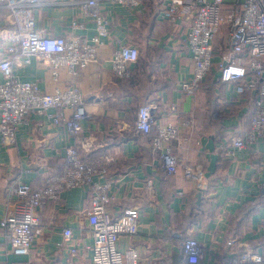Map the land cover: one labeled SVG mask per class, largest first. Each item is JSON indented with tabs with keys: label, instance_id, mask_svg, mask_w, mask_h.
<instances>
[{
	"label": "crops",
	"instance_id": "0c3cea01",
	"mask_svg": "<svg viewBox=\"0 0 264 264\" xmlns=\"http://www.w3.org/2000/svg\"><path fill=\"white\" fill-rule=\"evenodd\" d=\"M63 0H36V27L53 36L93 38L97 34L92 18ZM244 0H225V8ZM168 0H146L138 8L102 0L101 7L109 24L108 36L99 48L97 61L70 75L61 68L54 79L49 67L38 59L15 67L21 81L35 82L44 93L75 84L87 103L88 117L83 121L80 157L89 162L105 163L107 178L112 181L109 206L113 217L126 209H140L137 236H122L118 248L125 253L134 248L140 254L138 264H187L181 248V237L193 236L205 243L211 252L204 264H230L227 241L236 239V248L248 245L264 249V205L260 184L264 172V139L228 157L218 149L226 130L243 132L250 127L254 111L251 94L239 97L233 86L220 82L214 71L196 97L185 96L181 82L191 77L192 55L187 44L190 19L168 21L162 13ZM77 25L74 26L73 24ZM11 25L0 11V57L6 51L1 36ZM215 63H220L228 46L229 34L224 27L216 37ZM122 45L139 48V61L132 66V76L121 79L112 71L111 57ZM4 81L0 73V84ZM177 103L183 113H192L196 129H183L172 149L183 163L205 167L204 187L187 181L180 168L174 175L162 169L150 143L137 134L134 124L140 107L160 106L159 118H167L168 107ZM54 109L44 114L30 113L17 133V141L5 147L0 140V220L12 200L10 187L16 179L39 188L52 176L61 175L65 154L75 143L64 125H54ZM192 134V141L186 137ZM87 189L66 191L62 200L39 211L42 235L29 255L11 252V246L0 232V264H93L94 242L86 209ZM71 228L72 240L61 247L63 230ZM178 233L175 237L173 232ZM76 249V254L71 249Z\"/></svg>",
	"mask_w": 264,
	"mask_h": 264
},
{
	"label": "built area",
	"instance_id": "2783aa9c",
	"mask_svg": "<svg viewBox=\"0 0 264 264\" xmlns=\"http://www.w3.org/2000/svg\"><path fill=\"white\" fill-rule=\"evenodd\" d=\"M119 5L138 8L146 0H112ZM102 0H63L62 6L78 9L96 23L97 34L89 39L76 35L53 36L36 27V0H0V11L11 25L3 31L2 41L5 53L0 57V73L4 79L0 84V140L5 147L17 141L19 128L26 123L32 112L44 114L55 110L54 125H64L74 137V145L66 149L65 168L61 175L47 179L44 186L33 188L16 179L10 187L12 200L6 215L0 220V232L8 239L11 252L29 255L36 239L42 235L39 211L51 203L62 200L63 194L72 189L84 188L90 194L86 209V221L93 236V264H138L139 252L130 248L125 253L118 248L122 236H137L140 229V209H126L120 216L113 217L109 206L112 181L107 178L110 159L102 163L83 160L80 148L87 140L82 137L83 121L88 117L87 103L82 91L75 84L44 93L35 82L21 81L15 76V67L30 64L38 59L46 64L54 79L61 68L70 75L78 69H85L97 61L99 48L108 36V18L101 7ZM168 21L190 19L187 44L193 61L190 78L181 82L180 90L188 97H196L204 87L208 76L215 70L214 41L224 27L229 34L225 55L218 65L220 82L233 86L236 94L242 97L251 94L254 111L248 130H226L218 149L228 157L236 151L249 148L264 139V0H244L225 8V0H168L162 13ZM74 26L77 24L74 23ZM140 50L133 45H122L111 57L112 71L116 77L129 79L132 66L139 61ZM162 112L159 105L149 104L140 107L134 130L140 135H153L150 141L151 152L157 156L161 167L168 175H174L181 168L187 181L198 188L204 187L205 167L202 164L183 163L172 149V142L182 136L183 129L194 131L196 121L192 113H183L177 103L168 107L167 118H159ZM186 141H192V134ZM264 172V162L261 164ZM260 194L264 205V182L260 184ZM175 237L179 234L173 232ZM63 243L73 237L71 228L63 230ZM236 239L227 241L230 264H264L262 251L242 245L236 248ZM182 254L187 264H204L211 249L193 236L181 237ZM71 253L76 254L72 248ZM169 264V261H163Z\"/></svg>",
	"mask_w": 264,
	"mask_h": 264
},
{
	"label": "rangeland",
	"instance_id": "374dc122",
	"mask_svg": "<svg viewBox=\"0 0 264 264\" xmlns=\"http://www.w3.org/2000/svg\"><path fill=\"white\" fill-rule=\"evenodd\" d=\"M214 44H215V49H216V52H217V47H218L217 39H215ZM218 65H219L218 63H215V70H214L215 72L218 71Z\"/></svg>",
	"mask_w": 264,
	"mask_h": 264
},
{
	"label": "trees",
	"instance_id": "16d2710c",
	"mask_svg": "<svg viewBox=\"0 0 264 264\" xmlns=\"http://www.w3.org/2000/svg\"><path fill=\"white\" fill-rule=\"evenodd\" d=\"M217 73L219 74V72H217ZM212 74H213V73H212ZM212 74H210L208 77H210ZM219 79H220V76H219ZM143 137H144L145 140H148V142L150 143L151 138L153 137V135H147V136H144V135H143Z\"/></svg>",
	"mask_w": 264,
	"mask_h": 264
}]
</instances>
